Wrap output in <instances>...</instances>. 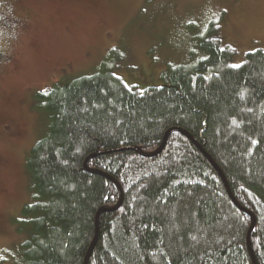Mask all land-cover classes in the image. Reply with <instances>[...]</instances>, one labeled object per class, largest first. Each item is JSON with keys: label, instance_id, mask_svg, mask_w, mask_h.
I'll return each instance as SVG.
<instances>
[{"label": "trees", "instance_id": "obj_1", "mask_svg": "<svg viewBox=\"0 0 264 264\" xmlns=\"http://www.w3.org/2000/svg\"><path fill=\"white\" fill-rule=\"evenodd\" d=\"M208 57L171 70L160 87L136 93L110 73L59 81L38 94L47 135L25 169L31 202L20 264H85L97 214L120 189L88 172L100 152H156L171 129L195 139L222 170L237 202L256 218L251 244L264 264V52L230 66L231 48L203 45ZM112 177L122 206L102 213L88 264H253L249 214L198 147L172 132L152 158L133 150L92 158Z\"/></svg>", "mask_w": 264, "mask_h": 264}, {"label": "rangeland", "instance_id": "obj_2", "mask_svg": "<svg viewBox=\"0 0 264 264\" xmlns=\"http://www.w3.org/2000/svg\"><path fill=\"white\" fill-rule=\"evenodd\" d=\"M0 15V264H20L27 238L25 164L50 124L38 94L102 73L143 93L207 43L233 49L234 68L264 52V0H0Z\"/></svg>", "mask_w": 264, "mask_h": 264}, {"label": "water", "instance_id": "obj_3", "mask_svg": "<svg viewBox=\"0 0 264 264\" xmlns=\"http://www.w3.org/2000/svg\"><path fill=\"white\" fill-rule=\"evenodd\" d=\"M172 132H180L182 133L184 136H186L188 139H190L197 147L198 149L205 155V157L209 160V162L213 165V167L218 171V173L220 174V176L222 177V179L224 180L225 182V185L227 187V190H228V193L232 199V201L235 203V205L242 211H244L245 213L249 214L252 218V224H251V227L249 229V232H248V236H247V247H248V250L250 252V255L252 257V261H253V264H257L256 262V259H255V256H254V252H253V249H252V244H251V234H252V231L254 230L255 228V225H256V218L254 217V215L252 213H250L249 211H247L246 209H244L242 206H240V204L237 202V200L234 198V196L232 195L231 191H230V188L227 184V181L225 179V176L222 172V170L218 167V165L214 162V160L212 159V157L204 150V148L195 140L192 138V136H190L186 131L182 130V129H179V128H176V129H171L167 132V134L165 135L164 137V141L161 145V147L154 153H151V154H146L144 152H142L140 149L138 148H135V147H130V148H124V149H119V150H115V151H104V152H100V153H96L92 156H90L86 162H85V169L88 171V172H91V173H95V174H99V175H103L105 177H107L108 179H110L111 181L115 182L117 184V186L119 187L120 189V201L118 203L117 206H115L114 208H103L101 209L98 214H97V231H96V235H95V238L91 244V247L87 253V256H86V260H85V264H88L89 262V258L92 254V251L94 250L96 244H97V241H98V235H99V226H98V220H99V217L101 216L102 213H105V212H114V211H117L123 204V201H124V192L122 190V188L119 186V184L110 176L104 174V173H101V172H98V171H93V170H90L88 168V163L89 161L92 159V158H95L99 155H104V154H109V153H113V152H122V151H127V150H133V151H136L138 152L139 154L143 155L144 157H147V158H152V157H155L157 155H159L165 148L166 146V143H167V140H168V137L169 135L172 133Z\"/></svg>", "mask_w": 264, "mask_h": 264}, {"label": "flooded vegetation", "instance_id": "obj_4", "mask_svg": "<svg viewBox=\"0 0 264 264\" xmlns=\"http://www.w3.org/2000/svg\"><path fill=\"white\" fill-rule=\"evenodd\" d=\"M4 16L0 15V20L3 21L2 22V25L0 26V40H3L5 41L6 38H3V36L6 35V32L4 30V28H6L7 32L9 33V31H11V26H10V23L7 19L3 18ZM4 56V54L2 52H0V59H2ZM68 70L65 69L64 72L62 73V75H64ZM61 75V76H62ZM60 78V77H59ZM62 81V80H61Z\"/></svg>", "mask_w": 264, "mask_h": 264}, {"label": "snow or ice", "instance_id": "obj_5", "mask_svg": "<svg viewBox=\"0 0 264 264\" xmlns=\"http://www.w3.org/2000/svg\"><path fill=\"white\" fill-rule=\"evenodd\" d=\"M237 67H238V65H237Z\"/></svg>", "mask_w": 264, "mask_h": 264}]
</instances>
